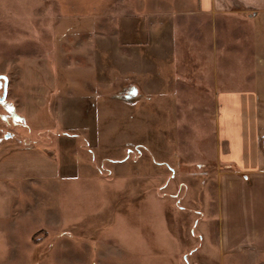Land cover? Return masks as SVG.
<instances>
[{
  "label": "rangeland",
  "instance_id": "rangeland-1",
  "mask_svg": "<svg viewBox=\"0 0 264 264\" xmlns=\"http://www.w3.org/2000/svg\"><path fill=\"white\" fill-rule=\"evenodd\" d=\"M183 6L0 0V76L7 79L0 144L35 147L59 164L65 139L64 156L79 170L16 187L15 214L0 210V264L243 261L231 244L232 220L221 234L211 203L209 212L200 203L207 187L209 197L216 193L217 88L200 74L213 60L182 53ZM173 50L179 55L169 57L165 74L175 77V95L167 94V80L153 95L152 55L167 60ZM71 98L91 100L72 108ZM30 100L47 102L49 128L23 123ZM90 119L95 137L87 139L80 127ZM204 178L206 188L199 186Z\"/></svg>",
  "mask_w": 264,
  "mask_h": 264
},
{
  "label": "crops",
  "instance_id": "crops-1",
  "mask_svg": "<svg viewBox=\"0 0 264 264\" xmlns=\"http://www.w3.org/2000/svg\"><path fill=\"white\" fill-rule=\"evenodd\" d=\"M183 9L184 26L179 31L185 45L182 53H190V58H204L203 53L207 54L213 62L205 74H200L210 76V84L217 88L214 97L216 193L214 198L209 197L207 180L200 179L199 186L206 188L205 195H200V203L208 212L210 205L213 207L221 234L226 232L224 220H232L231 244L242 256L239 264H264V0H195L194 3L184 0ZM204 43L205 49L199 52ZM196 44L199 49L192 50ZM175 53V50L169 53L167 60L152 55L155 65L152 74L157 78V82L153 81V95L161 91L165 80L171 85L167 94L175 95V77L171 74L168 78L165 74L167 69L171 72L169 57L172 59ZM219 82L231 86L218 89ZM137 98L134 95L133 99ZM88 100L66 101L73 108ZM32 102L23 123L33 130L49 128L53 117L49 118L52 112L49 116L47 102L36 101L33 106ZM63 103L59 105L61 110L55 111L60 120L64 115ZM92 123L90 119L80 127L87 139L95 137ZM71 139L75 145L74 137ZM64 143L65 139L58 141L59 164L49 162L35 147L0 144V210H6L5 217L15 214L18 185L49 177L60 181L73 176L66 174L70 171L76 175V162L69 161L71 157L67 153L64 156ZM171 172L174 177L175 172Z\"/></svg>",
  "mask_w": 264,
  "mask_h": 264
},
{
  "label": "water",
  "instance_id": "water-1",
  "mask_svg": "<svg viewBox=\"0 0 264 264\" xmlns=\"http://www.w3.org/2000/svg\"><path fill=\"white\" fill-rule=\"evenodd\" d=\"M3 81L2 85V96L0 97V103L3 102L6 98V92H7V79L3 76H0V81Z\"/></svg>",
  "mask_w": 264,
  "mask_h": 264
},
{
  "label": "flooded vegetation",
  "instance_id": "flooded-vegetation-1",
  "mask_svg": "<svg viewBox=\"0 0 264 264\" xmlns=\"http://www.w3.org/2000/svg\"><path fill=\"white\" fill-rule=\"evenodd\" d=\"M1 81H2V80H1ZM1 81H0V82H1ZM2 85H3V81H2ZM0 88H1V87H0Z\"/></svg>",
  "mask_w": 264,
  "mask_h": 264
}]
</instances>
